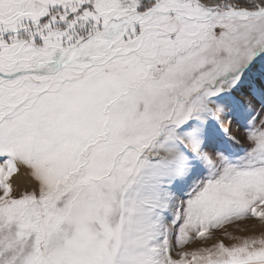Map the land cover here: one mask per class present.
Segmentation results:
<instances>
[{
	"label": "snow or ice",
	"instance_id": "6c2138e0",
	"mask_svg": "<svg viewBox=\"0 0 264 264\" xmlns=\"http://www.w3.org/2000/svg\"><path fill=\"white\" fill-rule=\"evenodd\" d=\"M0 264H264V0H0Z\"/></svg>",
	"mask_w": 264,
	"mask_h": 264
}]
</instances>
